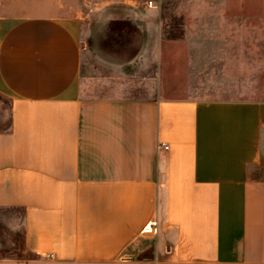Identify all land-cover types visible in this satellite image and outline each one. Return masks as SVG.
I'll return each instance as SVG.
<instances>
[{"label": "crops", "instance_id": "0c3cea01", "mask_svg": "<svg viewBox=\"0 0 264 264\" xmlns=\"http://www.w3.org/2000/svg\"><path fill=\"white\" fill-rule=\"evenodd\" d=\"M45 1L0 0V264H264V100L84 98L77 6L148 0Z\"/></svg>", "mask_w": 264, "mask_h": 264}, {"label": "rangeland", "instance_id": "374dc122", "mask_svg": "<svg viewBox=\"0 0 264 264\" xmlns=\"http://www.w3.org/2000/svg\"><path fill=\"white\" fill-rule=\"evenodd\" d=\"M148 1L136 13L118 4L77 6L82 97L264 100V0ZM46 4L16 0V15ZM7 125L0 98V128ZM19 217L0 210V259L29 257Z\"/></svg>", "mask_w": 264, "mask_h": 264}, {"label": "built area", "instance_id": "2783aa9c", "mask_svg": "<svg viewBox=\"0 0 264 264\" xmlns=\"http://www.w3.org/2000/svg\"><path fill=\"white\" fill-rule=\"evenodd\" d=\"M147 5H148V7H153V2L152 1H148L147 2ZM160 148H163L164 150H168V146L167 145H161L160 146ZM156 225V224H155ZM153 226H146L145 228H144V233H151L152 231H153V228H152ZM50 257V256H49Z\"/></svg>", "mask_w": 264, "mask_h": 264}]
</instances>
